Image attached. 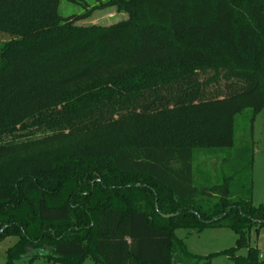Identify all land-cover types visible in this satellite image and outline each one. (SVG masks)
I'll list each match as a JSON object with an SVG mask.
<instances>
[{"label": "trees", "instance_id": "obj_1", "mask_svg": "<svg viewBox=\"0 0 264 264\" xmlns=\"http://www.w3.org/2000/svg\"><path fill=\"white\" fill-rule=\"evenodd\" d=\"M0 0V240L6 264H200L174 231L249 233L264 110V0ZM93 3V6L89 4ZM115 9L110 27L78 23ZM244 135L236 138V118ZM219 159L216 176L201 157ZM171 216V217H165ZM243 248L245 257L237 256Z\"/></svg>", "mask_w": 264, "mask_h": 264}, {"label": "rangeland", "instance_id": "obj_2", "mask_svg": "<svg viewBox=\"0 0 264 264\" xmlns=\"http://www.w3.org/2000/svg\"><path fill=\"white\" fill-rule=\"evenodd\" d=\"M90 6L93 3L90 2ZM58 12L62 17L80 15L85 12L81 5H75L60 0ZM127 19L125 13H118L115 9L99 10L92 13L89 19L78 23L83 27L106 28ZM12 38L10 35L0 33V48ZM244 116L236 118V138L240 139L244 135L245 128ZM252 142L254 148L253 169H252V205L255 208L264 207V110L256 116L252 125ZM219 159L216 157H201L200 162L204 164L203 171L211 172V176H216V168ZM175 237L182 241L185 250L196 257H209L208 262L202 261L200 264H234L225 255H220L236 246L238 234L228 228H206L201 231L196 229L178 228L174 231ZM250 247L257 248L264 256V226L257 232L252 229L249 233ZM17 243L16 237H5L0 240V264H6L7 251ZM248 250L243 248L237 252V256L245 257ZM14 264H54L44 259L31 262L29 259L17 260ZM82 264H97L91 259H86Z\"/></svg>", "mask_w": 264, "mask_h": 264}, {"label": "water", "instance_id": "obj_3", "mask_svg": "<svg viewBox=\"0 0 264 264\" xmlns=\"http://www.w3.org/2000/svg\"><path fill=\"white\" fill-rule=\"evenodd\" d=\"M165 217H171V216H165Z\"/></svg>", "mask_w": 264, "mask_h": 264}]
</instances>
